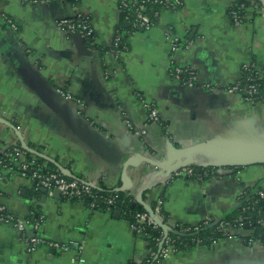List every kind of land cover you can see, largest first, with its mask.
I'll use <instances>...</instances> for the list:
<instances>
[{
    "label": "crops",
    "instance_id": "0c3cea01",
    "mask_svg": "<svg viewBox=\"0 0 264 264\" xmlns=\"http://www.w3.org/2000/svg\"><path fill=\"white\" fill-rule=\"evenodd\" d=\"M181 1L177 9L160 10L146 30L124 20L119 0H0V15L17 26L13 31L0 18V118L6 122L0 123V157L2 147L23 141L32 157L97 187L118 190L125 174L131 180L125 193L135 199L143 193L145 203L164 213L170 232L222 220L238 207L245 188L264 187V105L252 106L223 89L249 61L264 80V0ZM240 1L244 20L236 28L228 13ZM77 14L89 18L88 43L56 29L58 20ZM116 31L119 56L110 47ZM170 32L179 38L180 65L197 77L193 89L169 78ZM58 85L78 103L56 99L52 88ZM140 97L155 107L159 122H147ZM74 114L105 141L87 144ZM135 154L154 165H130ZM179 161L216 169L220 178L170 179L157 166ZM3 176L1 203L28 220L32 183ZM116 211L93 213L46 190L27 234L64 243L68 251L43 247L27 254L15 229L0 225V264H142L145 242ZM233 230L209 245L172 253L161 264H264V240L249 244L248 227Z\"/></svg>",
    "mask_w": 264,
    "mask_h": 264
},
{
    "label": "built area",
    "instance_id": "2783aa9c",
    "mask_svg": "<svg viewBox=\"0 0 264 264\" xmlns=\"http://www.w3.org/2000/svg\"><path fill=\"white\" fill-rule=\"evenodd\" d=\"M25 3L30 4H38V5H49L54 3L57 0H22ZM120 6L124 9H127L130 12V16L126 19L132 18V26L137 27L140 26L146 30L151 29L156 23L152 21L147 13L148 5H155L162 10H174L178 7H181V0H119ZM245 8L243 3H236L232 5L229 9V19L234 27H241L243 24L244 16L241 14L242 10ZM157 17L158 12L154 13ZM0 18L3 22L13 31L17 30V26L13 23L9 18L4 15H0ZM157 21V18L155 22ZM56 29L67 35L72 36L75 34L80 35L85 43H88L93 36V30L90 25L89 18L84 15L77 14L72 18H64L60 19L56 23ZM167 39L169 41V53H168V75L171 81L174 83L182 84L187 88L193 89L195 85H197V77L189 68H186L180 65L177 53L180 50V42L179 38L175 35H172L171 32L168 34ZM121 36L118 31L115 32L111 43V50L115 54V56H119L121 52ZM261 73L259 72L256 64L252 61L246 62L240 67V76L232 84L225 86L223 89L225 92L229 94H235L243 99L246 103L257 106L264 105V83L262 80ZM207 89H213V86L205 85ZM56 92L72 103H78L75 99L64 90V88L58 85L55 88ZM141 103L143 104V108L146 112V120L148 123H157L159 122V117L155 107L144 101L143 98L140 97ZM129 126V124H127ZM144 133V132H142ZM27 152L22 147V143L20 146H4L2 147V155L0 157V170H5L7 168V164L9 162H14L17 164L18 172L13 177H18L21 179L27 180L29 183L36 184L37 186L46 189L47 191H53V189H57L63 197V199L70 201V199H76L75 202L77 205L85 207L91 212H95V203H90L85 205L82 197L87 196L90 198H95L92 192V189L97 188V186L91 181H83L79 182L76 179L66 180L59 176L58 174L53 173H39L36 170H32L31 166L35 163V159L30 156L27 157ZM193 175L192 166L185 165L179 167L174 170L170 174V179L187 177L191 178ZM4 176L2 171L0 172V182L3 180ZM197 179H202V177H197ZM217 178L212 177L211 180H216ZM210 180V181H211ZM248 193L257 195L260 199H264V187L263 186H253L245 188ZM115 191H118L117 189ZM119 192V191H118ZM244 194V193H243ZM117 198V195L110 197V199L106 200V205L108 206V210H111L113 207L114 200ZM2 193L0 191V225H10L17 232V237L21 245L24 247L27 254H32L36 252L40 248H50L55 249L59 252H67L68 246L59 241L46 240L39 234H33L29 236L27 234V226H29V221L27 219H23L17 217L13 214L4 215L7 213V208L5 205L1 203ZM158 215V214H157ZM159 216V215H158ZM238 226L236 228H242L243 222L242 220H237ZM203 223H207L212 225L216 224L217 228L224 233L225 236H231L234 231L232 225L223 220L211 221L206 219ZM131 230L138 236L141 237L142 231L147 229H160L156 223L150 218V216L145 212L142 214H137L135 219V224L131 225ZM196 230V226H192ZM37 230V226L34 227ZM187 231V230H186ZM163 240V233L161 236L160 242ZM253 242V238H248V243L251 244ZM177 252L173 241L170 239V235H168L163 242V246L160 250L159 255L157 256L160 260L158 264L165 262L167 257ZM146 262H149L154 256L150 250L146 251Z\"/></svg>",
    "mask_w": 264,
    "mask_h": 264
},
{
    "label": "trees",
    "instance_id": "16d2710c",
    "mask_svg": "<svg viewBox=\"0 0 264 264\" xmlns=\"http://www.w3.org/2000/svg\"><path fill=\"white\" fill-rule=\"evenodd\" d=\"M70 1L75 2L76 0ZM238 3L244 4L243 1H240ZM120 8L124 20L129 21L132 25V18L130 17L129 19H126L128 16H130V12L121 6ZM160 10L161 9L155 5L147 6V13L150 19L154 21V23H156L155 20L157 18L154 13L160 12ZM241 14L244 16V9L242 10ZM120 47L122 49V39ZM16 145L20 146V143ZM27 146L30 147V144H27ZM30 156L32 155L27 152V157ZM33 158L35 159V163L31 166L32 170H36L39 173L43 174H58L66 180H73L71 178L64 177L59 171L56 170L55 166H53V164H51L47 160L38 156H33ZM192 168L193 175L191 178L202 177L201 180L203 181H209L212 179V177L217 179L220 178V174L217 173L216 169L202 168L198 170L196 167L193 166ZM1 171L2 173L11 176L15 175L18 172L17 164L14 162H9L7 164V168L5 170H0V172ZM76 180H78L79 182H83L80 178ZM42 189L43 188L37 186L36 184H33L32 187L27 191L26 199L27 201H29L28 209L32 213L28 217L29 224H35L38 221V216H36V214H38V202L40 201ZM92 192L95 198L84 196L82 197V200L85 205L95 203V212H106L108 210L106 200L110 199V197H113L114 195H117V198L114 200L112 210H117L119 212L120 218L126 221L130 226L135 224L137 214L145 213L143 209H140L137 206L134 208L131 207L135 203V198L131 195H128L129 193L106 189L102 186L92 189ZM142 199L143 201L145 199L143 193ZM70 201L75 202L76 199H70ZM150 207L156 214L163 217V223L167 226V228H169L168 220L164 216V213H161L160 208H158V206H156L155 204H150ZM8 214L12 213H9L7 211V213L4 215ZM222 220L230 223L233 228H236L238 226V223L236 222L237 220H242L244 224L243 227H248L252 231L251 238L264 240V199H260L257 195H252L248 193L247 190H244V194H242L239 199L238 207L235 209V211H233V213H231ZM196 228L197 229L195 230L194 227L178 226L173 229L179 232L180 234H170V239L173 241V244L177 251L189 250L194 247L209 245L210 243H213L225 237L224 233L217 228L216 224L207 225V223H201L196 225ZM161 236L162 231L160 229L145 228L142 231L141 237L145 242L146 249L154 253V256L149 259V262L144 261L142 264H158L160 262V259L157 256L160 253L158 249L160 244L159 240L161 239Z\"/></svg>",
    "mask_w": 264,
    "mask_h": 264
},
{
    "label": "water",
    "instance_id": "95a60500",
    "mask_svg": "<svg viewBox=\"0 0 264 264\" xmlns=\"http://www.w3.org/2000/svg\"><path fill=\"white\" fill-rule=\"evenodd\" d=\"M263 7H264V1H263ZM73 41L75 43H80V44H84V39L78 35V34H75V35H72L71 36ZM52 94L53 96L58 99L59 101H61L62 103L64 104H67L69 103V101H67L66 99H64L63 97H61L55 89L52 88ZM74 116L78 119V122H77V128L78 130L82 133V136L84 137L85 139V142L89 145H93V143L96 141V140H101V141H105L104 140V137L94 128H92L86 121H84L82 118H80L79 116H77L76 114H74ZM0 123H4L6 124L5 121H3L1 118H0ZM22 143V147L23 149H25L26 151L30 152V153H33L31 151V149L26 146L23 141H21ZM145 161V163H147L148 165H154L153 163H151V161L147 160V159H143V157H141L140 155L138 154H135L133 155V157L131 158L130 160V165H133V166H137L141 161ZM185 165H188L187 162H178L176 163L174 166H171V167H167L165 165H157L159 168H162V169H165L168 171V173H172L174 170L178 169L179 167H182V166H185ZM58 171L64 176V177H67V178H71V179H75L74 176L71 174V172L63 167H60L58 166ZM121 187L118 189L119 192H126V191H129L131 189V180L129 179V177L125 174H122L121 175ZM42 193L44 194L45 196V193H46V189H42L41 190ZM54 196L57 197L58 196V193L59 191L57 189H54ZM138 207L140 209H143L149 216L150 218L156 223V225L160 228V230L162 231L163 233V240L160 242L159 244V249L158 251L160 252L162 246H163V242H164V239L169 235V234H174V235H180L179 232L177 231H173V232H170L169 229L167 228V226L163 223V221L160 219V217L152 210V208L143 201L142 197L141 196H138L136 197L135 199V203L131 206L132 208L134 207ZM118 215V211H116L115 213V216L117 217Z\"/></svg>",
    "mask_w": 264,
    "mask_h": 264
}]
</instances>
